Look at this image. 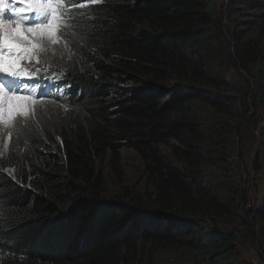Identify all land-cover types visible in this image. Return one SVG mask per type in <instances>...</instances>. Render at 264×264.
<instances>
[{
    "label": "trees",
    "instance_id": "1",
    "mask_svg": "<svg viewBox=\"0 0 264 264\" xmlns=\"http://www.w3.org/2000/svg\"><path fill=\"white\" fill-rule=\"evenodd\" d=\"M68 2L76 56L54 103L71 110L30 113L0 150V264H245L238 189L210 166L259 136L264 167V0ZM123 150L143 186L125 183Z\"/></svg>",
    "mask_w": 264,
    "mask_h": 264
},
{
    "label": "rangeland",
    "instance_id": "2",
    "mask_svg": "<svg viewBox=\"0 0 264 264\" xmlns=\"http://www.w3.org/2000/svg\"><path fill=\"white\" fill-rule=\"evenodd\" d=\"M216 1L219 6L225 2V0ZM33 2H35V0H33ZM68 3L69 2H67V6ZM9 6L15 7L16 5L11 3L8 7ZM79 6H81V4L77 7ZM77 7L68 9L66 8L64 2L60 0V6L57 8V14L61 17V21L57 31L56 43H52L47 37H41L39 35L33 36L36 42L40 45V50H38L36 56L39 57V64L45 69V71L38 72V76L41 75L44 77L43 79H40L39 82L48 86L49 89L59 87L62 89V92L64 91L61 84L62 81H60V79H58L53 85V81L49 78L53 77L54 73L60 77V74L56 71L57 67H59L60 64L64 65L69 63L70 59H75L74 56H76V54L74 49L69 45V43L62 39L61 35L63 34L64 28L70 25L69 22L67 23L68 15H75L79 12ZM251 10L252 9L249 7L245 11L246 13H244V16L251 18L253 12H255H251ZM29 14L32 17L36 15L34 12ZM73 15L71 16V19ZM50 18L51 13L49 12L47 19ZM72 21L73 20H70V22ZM28 24H30V22L26 21L25 25L27 26ZM249 35L253 36L251 34ZM216 47L220 48L222 54H224V52L228 54L229 52V47L225 42H218ZM34 63L35 61H33L32 64ZM24 66L27 67L29 71H32L30 68L31 65L25 64ZM230 74L234 86L236 88L240 87V82L237 79L238 77L235 75L236 73L233 70H230ZM54 97L55 95L43 97L36 106L30 109L29 114H34L35 111L41 109L50 114L60 115L59 120L67 118L71 108H67L68 106L66 105L62 106L59 103H54ZM234 119H236V116ZM238 119H240V116ZM24 120L27 119L25 118ZM12 135L8 138L5 133L0 132V150L2 153L7 152L11 146H16V142L13 141ZM237 142H239V140ZM260 142V137L256 136L251 141L250 145L247 143L245 147L241 148L238 147V144L232 150V156L227 161L222 162V164H219L217 167L210 166L211 171L221 172V176H224L223 179L225 182L232 184L234 189H238L236 193V204L238 206L237 209L239 211V216L234 217L233 227L238 236L237 245L239 249V258L245 264H264V220L262 217L259 218L256 214L248 215L247 213L249 209H252L253 211H260L261 209L264 210V167L262 166L261 170L257 171L256 164L254 163L255 155L259 153L256 146ZM170 145L171 143L162 146L164 153H168L170 151ZM241 154L244 157L243 160L240 159ZM4 157L5 156L1 158ZM120 157L125 183L143 186L145 175L142 169V162L138 155L134 151L123 150ZM222 167H224V170L218 169ZM105 177L107 180L106 186L112 189V193L116 192L118 187L114 184L115 176L110 173L109 169L105 170ZM1 257L2 254H0V258Z\"/></svg>",
    "mask_w": 264,
    "mask_h": 264
},
{
    "label": "snow or ice",
    "instance_id": "3",
    "mask_svg": "<svg viewBox=\"0 0 264 264\" xmlns=\"http://www.w3.org/2000/svg\"><path fill=\"white\" fill-rule=\"evenodd\" d=\"M12 8L17 13L15 23H0V74L8 79H0V132L11 137L18 121L28 117L30 109L45 96L62 95V89L51 88L40 83L35 67L29 71L25 64H39L36 56L40 45L35 35L47 37L56 43L61 17L57 14L60 0H13ZM21 5V6H17ZM0 7H8L7 0H0ZM22 10V11H21ZM34 12V17L27 13ZM51 18L47 19L48 13ZM31 19L32 23L25 25ZM42 21V22H41ZM56 83L55 77H50Z\"/></svg>",
    "mask_w": 264,
    "mask_h": 264
},
{
    "label": "clouds",
    "instance_id": "4",
    "mask_svg": "<svg viewBox=\"0 0 264 264\" xmlns=\"http://www.w3.org/2000/svg\"><path fill=\"white\" fill-rule=\"evenodd\" d=\"M22 11V10H21ZM3 8L0 7V23H5L6 25H10L12 23H15L16 21L15 20H9V21H5L4 17H3ZM60 79V77H59Z\"/></svg>",
    "mask_w": 264,
    "mask_h": 264
}]
</instances>
